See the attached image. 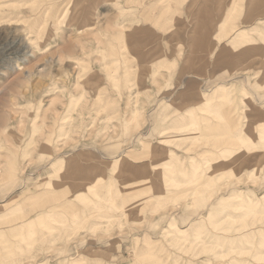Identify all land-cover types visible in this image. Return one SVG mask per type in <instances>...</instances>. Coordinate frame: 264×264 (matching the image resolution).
<instances>
[{"label": "rangeland", "instance_id": "1", "mask_svg": "<svg viewBox=\"0 0 264 264\" xmlns=\"http://www.w3.org/2000/svg\"><path fill=\"white\" fill-rule=\"evenodd\" d=\"M235 4L264 9V0H0V230L15 242L0 234V264H264V20L215 65L247 77L234 95L241 103L243 93L246 124L236 112L217 131L187 126L184 158L139 155L151 166L130 169L128 143L107 157L114 128L88 105L107 55L129 53L147 8H179L199 35L211 9L222 18ZM203 94L186 101L225 118L221 95ZM51 169L55 193L35 207L29 198ZM19 210L53 216L20 227Z\"/></svg>", "mask_w": 264, "mask_h": 264}, {"label": "crops", "instance_id": "2", "mask_svg": "<svg viewBox=\"0 0 264 264\" xmlns=\"http://www.w3.org/2000/svg\"><path fill=\"white\" fill-rule=\"evenodd\" d=\"M171 10L175 11L167 18L166 14ZM259 13L263 15L262 18ZM181 14L179 8L160 7L155 14L153 8H147L143 21L145 23H136L132 27L133 44L129 47V53L117 54L114 58L107 55L106 62L112 64H107L104 81L93 93L92 110V103L91 105L88 103L89 110L95 118L105 126L114 128L115 136L105 138L107 142L104 155L109 158L116 157L125 150L128 143V149L123 156L129 161L130 169L137 170L139 164L142 169L151 166L148 161H138L139 155L162 153V156L184 158L186 128L189 125L210 127L211 130L217 131L233 125L234 121L227 118L229 114L236 112L237 125L246 124V117L243 116L245 105L243 93L241 103H238L239 101L235 103L234 95L238 93L235 86L239 83L236 82L237 79L242 84L246 82L247 77L244 75L235 77L226 71L221 74L215 65L218 63L219 54L224 55L225 57L220 58L226 61L231 55L228 53L233 52V47L244 45L238 41L239 33L247 29L252 22L263 21L264 9L255 11L251 4L246 7L235 4L227 9L222 18H218L221 17L219 16L221 12L217 14V9L213 11L211 9L210 23L206 25L202 22L199 26V30L201 29L199 35L198 33L195 35L196 29L185 27V19ZM242 90L244 91V87ZM198 92L211 93L213 99L214 95L216 97L221 95L226 106L224 109L220 108L225 110L226 117L218 118L217 113L216 117L212 115L204 117L197 111L202 109L199 106L200 102L194 100L187 103L186 94ZM212 109L211 111L218 110L217 107ZM192 112L194 114L196 112V116H193ZM215 153L213 152V155H217ZM58 170L51 169L50 179L36 187L37 192L29 198L32 205L38 206L39 198L55 193L51 177ZM106 171L110 173L109 170ZM137 185V181L130 184L131 188L136 189ZM105 186L109 187L106 183ZM20 210L14 224L17 226L21 224L22 227L27 226L28 221L37 222L39 217L43 220L50 215L53 216L51 210L43 212ZM9 230L13 232L17 229ZM6 231L8 230L5 228L0 230L4 239L2 242L7 244L13 242L15 245L14 237L10 236L12 233L7 235ZM21 231L18 230L19 233Z\"/></svg>", "mask_w": 264, "mask_h": 264}, {"label": "bare ground", "instance_id": "3", "mask_svg": "<svg viewBox=\"0 0 264 264\" xmlns=\"http://www.w3.org/2000/svg\"><path fill=\"white\" fill-rule=\"evenodd\" d=\"M68 2H69V1H68ZM99 3H100V2H99ZM77 6H78V5H77ZM74 7H75V6H74ZM97 19H98V18H97ZM10 23H11V22H10ZM10 26H11V25H10ZM82 33H83V32H82ZM221 92H222V91H221ZM188 109H189V108H188ZM189 110H190V109H189ZM204 110H205V109H204ZM202 116H203V115H202ZM203 119H204V118H203ZM183 121H184V120H183ZM196 121H197V120H196ZM183 126H184V125H183ZM177 128H178V127H177ZM181 129H182V128H181ZM181 129H180V130H181ZM173 130H174V129H173ZM232 130H233V129H232ZM226 132H227V131H226ZM137 133H138V132H137ZM216 133H217V132H216ZM184 135H185V134H184ZM164 138H165V136H164ZM164 138H163V139H164ZM169 141H170V140H169ZM148 151H149V150H148ZM67 154H68V153H67ZM163 165H164V164H163ZM85 171H86V170H85ZM196 175H197V174H196ZM127 180H128V179H127ZM126 182H127V181H126ZM135 212H136V211H135ZM40 215H42V214H40ZM39 221H40V220H39ZM79 222H80V221H79ZM31 223H32V222H31ZM31 223H30V222L27 223V226H28V227H31V225H33V224H31ZM19 225H21V224H19ZM19 225H18V226H19ZM22 225H23V224H22ZM20 227H21V226H20ZM21 230H22V229H21Z\"/></svg>", "mask_w": 264, "mask_h": 264}]
</instances>
